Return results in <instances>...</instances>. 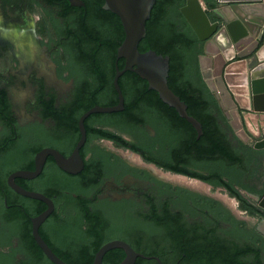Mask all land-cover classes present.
I'll list each match as a JSON object with an SVG mask.
<instances>
[{"label": "flooded vegetation", "instance_id": "af4514ba", "mask_svg": "<svg viewBox=\"0 0 264 264\" xmlns=\"http://www.w3.org/2000/svg\"><path fill=\"white\" fill-rule=\"evenodd\" d=\"M104 5L105 0H0V264H35L32 256H46L33 220L50 205L30 195L53 204L38 233L56 256H94L100 237L85 234L102 218L103 245L123 241L137 253H149L148 261L155 264H264V151L232 132L230 114L219 108L201 75V42L192 47L187 68V97L199 109L177 95L200 123V137L147 81L127 71L119 78L123 110L84 119L83 167L72 174L59 166L57 157L70 159L82 140V118L95 108L120 103L115 77L126 60H118L117 51L126 30ZM204 120L210 131L214 121L227 139L223 144H231L240 156L245 147L259 152L249 155L247 172L240 164L235 178L225 174L240 196L235 198L238 213L217 197L173 187L154 171L187 177L163 167L172 165L211 174L212 143ZM38 161L42 168L36 175ZM185 195L217 205H184ZM166 207L182 215L188 229L216 234L231 255L164 253Z\"/></svg>", "mask_w": 264, "mask_h": 264}, {"label": "water", "instance_id": "95a60500", "mask_svg": "<svg viewBox=\"0 0 264 264\" xmlns=\"http://www.w3.org/2000/svg\"><path fill=\"white\" fill-rule=\"evenodd\" d=\"M230 1L227 5L218 3L210 11L211 16L205 0H187L180 12L199 42L203 43L202 55L199 57L201 75L214 94L219 108L227 116L230 114L228 121L232 132L244 144L255 142L254 149L264 151V139L249 130V125H253L257 114H264V0ZM155 3L156 0H105L104 9L116 14L126 30L125 40L117 51V59L126 60L125 69L120 71L117 68L115 77L120 103L113 108H95L82 118V140L73 156L68 160L62 156L57 157L63 170L76 174L84 165L79 154L86 140L84 119L93 113L123 110L124 96L119 78L127 71H133L147 81L150 90L156 91L166 105L192 124L199 137L202 135L200 123L188 115L186 105L169 87L170 58L154 51H139V44L146 37V24ZM40 156L45 157V153ZM41 168L42 164L38 161L36 175ZM30 196L50 205L44 214L33 220L38 245L51 263L68 264L56 256L38 233L39 226L52 213L53 204L40 195ZM260 206L264 209V196ZM115 249H122L126 253V258L120 264H136L139 258L151 259L137 253L123 241H113L102 246L93 264H103L105 255Z\"/></svg>", "mask_w": 264, "mask_h": 264}, {"label": "trees", "instance_id": "16d2710c", "mask_svg": "<svg viewBox=\"0 0 264 264\" xmlns=\"http://www.w3.org/2000/svg\"><path fill=\"white\" fill-rule=\"evenodd\" d=\"M208 13L218 6L217 0H205ZM186 0H156L155 7L152 12V18L147 23V36L140 42L139 51L146 53L154 51L159 55L170 58V71L168 77V84L170 89L176 94L182 96L187 103L191 104V108L194 111L199 109V103L192 98L187 97L189 93L190 80L188 79L187 68L190 62V52L192 47L199 43L195 33L188 25L180 10L184 6ZM115 59L111 60L112 62ZM113 70V69H112ZM131 78H139L136 74H127ZM128 92V91H126ZM125 92V93H126ZM132 92V91H131ZM171 109V108H170ZM200 119L203 116H198ZM203 120V119H202ZM204 127L207 131V140L212 143V163L213 169L209 176H204L196 173H191L187 170L180 169L176 166L165 165L166 170L185 175L192 179L201 180L213 187H222L226 189L229 194L235 198L240 199V196L236 189L233 187L231 181L225 180V174H229L232 177H236V174L240 171V164L244 166V172L246 170L247 159L249 161V155L253 153L259 154L252 148L245 147L243 149L244 155L240 156L238 151L231 147V144L225 145L227 141L224 133L215 126L214 121L210 123L203 121ZM221 162L224 167L222 168ZM227 170V171H226ZM171 186L166 185V189H171ZM184 205L195 204L202 207H216V203L205 198H197L193 195H185L183 197ZM229 219V218H228ZM95 229H90L86 232L85 236L98 235L100 237V243L95 244L94 256H58L64 262L68 264H93L95 255L102 248L104 244V236L99 228L104 227V221L99 219ZM164 226L167 234L165 237L164 253H186L197 254L196 256H207L214 253L218 256L224 254L231 255L230 251H225L224 246L219 241L216 234L212 233L201 234L196 229H188L184 224L182 215H175L166 207L164 212ZM192 231V232H191ZM190 232L192 235H190ZM142 255L148 257L149 253L141 250ZM35 264H53L47 260L46 256H32ZM126 258V253L122 249H115L108 252L104 259L103 264H120ZM186 261H190L187 259ZM136 264H155V261H148V259L139 258ZM197 264H205L204 261H198Z\"/></svg>", "mask_w": 264, "mask_h": 264}, {"label": "rangeland", "instance_id": "374dc122", "mask_svg": "<svg viewBox=\"0 0 264 264\" xmlns=\"http://www.w3.org/2000/svg\"><path fill=\"white\" fill-rule=\"evenodd\" d=\"M249 130H251L254 134H255V136H257V137H259L260 139H264V134L261 132H258L257 130H256V128L255 127H253L251 124L249 125ZM248 130V131H249ZM255 143V142H254ZM254 143H252V144H254ZM137 157V156H136ZM132 160H136L137 161V159L136 158H132ZM162 171V170H161ZM164 172V171H163ZM171 174V173H170ZM173 175H175V174H173ZM187 178V177H186ZM189 179V178H188ZM190 181H191V179H189ZM164 181L166 182V183H168V184H171L173 187H180V188H184V189H189V190H192V191H194V192H196L197 194H201V195H209V196H211L212 198H214V199H216V197L218 198V200H220V198L218 197V195H221V196H228L231 200H235V197H233V196H231L230 194H229V192L226 190V189H224V188H218V187H210L209 185V190L207 191V190H197V189H194V188H191V187H188V186H185V185H182V184H178V183H173V182H170V181H168V180H166V179H164ZM197 181H199V180H197ZM201 182V181H200ZM222 201V200H221ZM223 202V201H222ZM224 203V202H223ZM226 204V203H225ZM231 204V207L228 205V204H226L227 206H229V208H231L232 210H234L235 212H239L238 211V202H236V200H235V202L234 203H230ZM241 209V208H240Z\"/></svg>", "mask_w": 264, "mask_h": 264}, {"label": "bare ground", "instance_id": "6f19581e", "mask_svg": "<svg viewBox=\"0 0 264 264\" xmlns=\"http://www.w3.org/2000/svg\"><path fill=\"white\" fill-rule=\"evenodd\" d=\"M154 171H155V173L159 174L163 179H166L170 182L182 184V185H185V186H188V187L200 190V191L201 190H207V191L209 190V186L207 184L200 182V181H197V180H191L190 181L188 178H186L184 176L173 175L170 173L158 171L156 169ZM218 197L220 198V200H222L224 203L228 204L230 207H231L230 203L235 202L234 200H231L228 196L218 195Z\"/></svg>", "mask_w": 264, "mask_h": 264}, {"label": "crops", "instance_id": "0c3cea01", "mask_svg": "<svg viewBox=\"0 0 264 264\" xmlns=\"http://www.w3.org/2000/svg\"><path fill=\"white\" fill-rule=\"evenodd\" d=\"M252 126L255 127L258 132L261 131L264 134V114H257Z\"/></svg>", "mask_w": 264, "mask_h": 264}, {"label": "built area", "instance_id": "2783aa9c", "mask_svg": "<svg viewBox=\"0 0 264 264\" xmlns=\"http://www.w3.org/2000/svg\"><path fill=\"white\" fill-rule=\"evenodd\" d=\"M217 1L220 5H227L231 2L230 0H217Z\"/></svg>", "mask_w": 264, "mask_h": 264}]
</instances>
